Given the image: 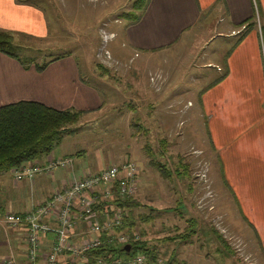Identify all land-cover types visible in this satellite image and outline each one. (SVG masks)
Wrapping results in <instances>:
<instances>
[{
	"label": "rangeland",
	"instance_id": "1",
	"mask_svg": "<svg viewBox=\"0 0 264 264\" xmlns=\"http://www.w3.org/2000/svg\"><path fill=\"white\" fill-rule=\"evenodd\" d=\"M135 1L42 0L47 9V14L41 9L46 15L47 35L26 39L13 31L15 42L19 39L18 43L42 50L25 51L37 62L69 49L80 73L101 93L102 107L92 115L81 114L57 151L68 150L64 154L89 170L124 160L136 164L139 171L133 198L138 204L131 211L132 233L134 239L154 245L163 262L173 252V259L180 264H258L253 261L257 256L247 253L250 242H257L254 230L242 217L247 214L245 208L241 215L240 197L231 178L224 180L207 136L210 108L202 96L224 75V69L217 71L216 66L222 67L225 41L214 38L198 48V39L208 33L206 27V34L200 35L195 26L168 47L142 55L138 62L136 53L121 46L127 23L121 16ZM34 3L39 9L36 0L26 1L31 7L25 13L27 22L35 19ZM251 4L257 29V1L251 0ZM205 63L211 65L203 66ZM97 64L107 72L101 75ZM96 75H101V80ZM231 118L226 127L236 143L243 132L258 124L245 121L240 114L232 113ZM243 148L250 152L248 156L256 150L254 143ZM75 150L80 155H75ZM69 159L72 170L74 161ZM68 168H54L49 182L57 186ZM0 173L11 182L6 171ZM143 216L150 219L144 221ZM190 218L196 223L192 228L188 227ZM187 229L193 230L188 238L176 239ZM218 234L229 249L220 244ZM165 237L171 239L160 240Z\"/></svg>",
	"mask_w": 264,
	"mask_h": 264
},
{
	"label": "crops",
	"instance_id": "2",
	"mask_svg": "<svg viewBox=\"0 0 264 264\" xmlns=\"http://www.w3.org/2000/svg\"><path fill=\"white\" fill-rule=\"evenodd\" d=\"M256 1L261 31L259 26L254 29L253 25L243 34L244 26L237 25L252 17L251 0H147L139 19L123 27L121 46H126L134 55L136 53L139 62L142 55L168 47L184 31L195 26L200 35L208 33L205 38L198 39V48L211 39H224L225 57L222 67L216 66L217 71L224 69V75L207 95L204 93L202 96L210 108L208 142L217 153L224 180L226 176L231 178L232 186L240 197L241 202L236 198V203L241 215L245 208L247 214L242 217L254 230L257 242H250L247 253L257 256L253 260L256 263L264 264V0ZM38 4L40 9H32L35 19L27 22L25 13L30 12L31 7L25 0H0V29L44 37L47 35V23L42 10L47 14V9L42 0ZM208 65L211 64L203 66ZM21 100L36 101L56 109L72 108L86 116L103 105L101 93L80 73L73 53L50 61L41 71H36L33 65L25 69L16 60L0 53V105ZM232 113L240 114L247 122L251 119L258 123L240 135L239 143L231 141L226 127V123L233 120ZM61 139L44 158L27 162L44 167L50 158H71L74 167L66 170V176L59 180L57 186L48 180L53 176L52 171H41L32 180L23 178L18 182L14 181L10 170L6 173L11 182L5 181L0 173V257L8 252L9 247L18 252L23 247L22 231L5 227L2 222L4 212L23 213L47 199L63 182L83 172L101 169L102 166L89 170L86 164H77L74 157L64 154L68 150L63 153L57 151L63 147ZM253 143L256 150L248 156L250 152L243 146L251 147ZM229 187L236 197L233 188ZM50 238L51 234H48L47 239ZM45 239L43 244L48 242Z\"/></svg>",
	"mask_w": 264,
	"mask_h": 264
},
{
	"label": "built area",
	"instance_id": "3",
	"mask_svg": "<svg viewBox=\"0 0 264 264\" xmlns=\"http://www.w3.org/2000/svg\"><path fill=\"white\" fill-rule=\"evenodd\" d=\"M57 167L70 168L71 160L50 158L44 167L25 163L14 167L12 174L14 181L32 180L36 173H49ZM138 171L132 161L111 163L63 182L47 199L23 213L4 212L5 227L22 231L23 247L19 252L9 247L0 257V264H108L100 256L92 259L88 256L101 243L100 234L107 233L109 242L119 244L127 243L130 234L118 230L120 211L110 215L106 209H100L99 203L134 196ZM44 239L48 240L46 244L42 243ZM109 264H146V258L136 254L112 259ZM151 264H163V261L156 258Z\"/></svg>",
	"mask_w": 264,
	"mask_h": 264
},
{
	"label": "trees",
	"instance_id": "4",
	"mask_svg": "<svg viewBox=\"0 0 264 264\" xmlns=\"http://www.w3.org/2000/svg\"><path fill=\"white\" fill-rule=\"evenodd\" d=\"M146 2L147 0H136L132 3L131 10L122 14L121 17L127 21L126 24L134 23L139 19L146 6ZM35 5L34 3V7L38 8ZM256 8L258 12L257 4ZM254 14L255 11L253 8L252 17L244 20L237 26L243 25V31L253 25L255 26ZM257 22H259L258 18ZM259 29L261 31L260 26ZM16 34H20L23 36L22 38L26 39L35 37L19 32H16ZM16 34L13 31L10 32L0 29V53L16 60L25 69L33 65L36 71H41L50 61L72 53L69 49L65 52L60 51L55 55L49 56L45 61L37 62L34 57L26 54L25 51L33 49L41 52L42 50L38 47H30L28 44L18 43L20 41L19 39L15 42L14 36L17 37ZM97 68L102 70L101 75L107 72V69L101 64H97ZM101 75L96 76L101 80ZM86 81L89 82L87 78ZM89 83L92 84L91 82ZM94 86L96 87V85ZM81 114L82 111L80 110L72 108L56 109L31 100H21L0 105V171L16 168L17 166L47 155L59 143L61 137L71 133L73 128L70 126L78 121ZM137 204L133 196L124 199L114 198L110 201H102L99 203L100 209H106V212L110 215L115 211H120V225L118 230L130 235L127 243L119 244L109 242L108 234L102 232L100 234L101 243L88 252L89 258L92 259L100 256L109 264L115 258L126 259L136 254H142L146 258V264L154 262L157 258L158 249L154 245H148L143 240H133V236H131L134 224L131 211ZM142 218L146 221L150 219V216H143ZM188 223V227L191 228L196 225L195 220L191 218L188 219ZM192 233L193 230L187 229L183 235L177 236L176 239H179V241L185 240ZM216 238L222 246L229 249L227 242L220 234L216 235ZM169 239L171 237H165L160 240L165 241ZM169 257L163 264H180L177 260L173 259V252Z\"/></svg>",
	"mask_w": 264,
	"mask_h": 264
}]
</instances>
